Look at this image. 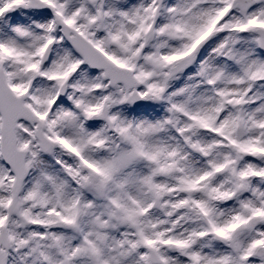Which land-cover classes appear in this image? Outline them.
<instances>
[{
    "label": "snow or ice",
    "instance_id": "6c2138e0",
    "mask_svg": "<svg viewBox=\"0 0 264 264\" xmlns=\"http://www.w3.org/2000/svg\"><path fill=\"white\" fill-rule=\"evenodd\" d=\"M0 264H264V0H0Z\"/></svg>",
    "mask_w": 264,
    "mask_h": 264
}]
</instances>
